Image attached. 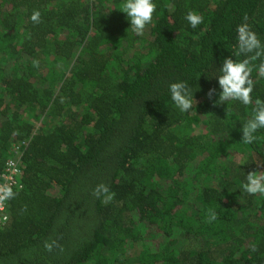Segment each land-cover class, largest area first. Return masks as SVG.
I'll use <instances>...</instances> for the list:
<instances>
[{"label":"trees","instance_id":"1","mask_svg":"<svg viewBox=\"0 0 264 264\" xmlns=\"http://www.w3.org/2000/svg\"><path fill=\"white\" fill-rule=\"evenodd\" d=\"M0 264H264V0H0Z\"/></svg>","mask_w":264,"mask_h":264},{"label":"built area","instance_id":"2","mask_svg":"<svg viewBox=\"0 0 264 264\" xmlns=\"http://www.w3.org/2000/svg\"><path fill=\"white\" fill-rule=\"evenodd\" d=\"M21 175L18 163L9 161L3 174V183L0 182V230L6 225L7 217L5 214V201L9 196L11 188L17 183Z\"/></svg>","mask_w":264,"mask_h":264},{"label":"clouds","instance_id":"3","mask_svg":"<svg viewBox=\"0 0 264 264\" xmlns=\"http://www.w3.org/2000/svg\"><path fill=\"white\" fill-rule=\"evenodd\" d=\"M7 223V222H6Z\"/></svg>","mask_w":264,"mask_h":264}]
</instances>
